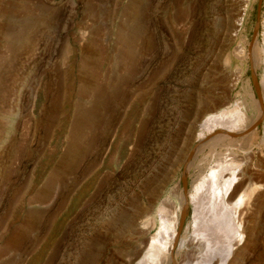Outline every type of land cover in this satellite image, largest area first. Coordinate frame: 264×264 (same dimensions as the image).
Instances as JSON below:
<instances>
[{
	"label": "rangeland",
	"instance_id": "rangeland-1",
	"mask_svg": "<svg viewBox=\"0 0 264 264\" xmlns=\"http://www.w3.org/2000/svg\"><path fill=\"white\" fill-rule=\"evenodd\" d=\"M212 98L264 111V0H0V264H151L160 207L208 245L174 264H264V147L239 153L262 194L243 222L179 200L210 193L187 135Z\"/></svg>",
	"mask_w": 264,
	"mask_h": 264
},
{
	"label": "bare ground",
	"instance_id": "bare-ground-1",
	"mask_svg": "<svg viewBox=\"0 0 264 264\" xmlns=\"http://www.w3.org/2000/svg\"><path fill=\"white\" fill-rule=\"evenodd\" d=\"M237 11H239V10H237ZM240 18H242V17H240ZM235 30H236V28H235ZM239 54H237L236 57ZM240 55H242V53ZM250 56H252V58H253L254 54H251ZM239 58H240V56H239ZM248 58H249V56H248ZM227 61H229V59H227ZM215 99H217V98H214V100ZM226 102L219 101L217 103V102L213 101V98L211 100H209V104L202 107L201 115L199 114V116H200L199 120H198V116H197L196 117V119H197L196 123L191 126V128H190L191 130L189 129V132L187 135L188 141H190L194 136L197 139V141L198 140L201 141V142H199L200 144L198 145V147L196 149L197 154H202L204 152V150H206V149L209 150V153L207 155H205L199 161L198 165L195 166V169H196V173H197L196 181L205 183L207 185L210 193L205 194V192H208V189L205 188L207 191L205 190L204 194L207 196L211 195V197L207 198V196H205L203 194L207 199L202 198L204 196H202L200 191L199 190L196 191V187L195 188L193 187L192 190L188 193V195L185 196V195L181 194V197L179 199L181 203L183 202L184 207L186 205H192V204L195 205L196 201H198L199 199H203L204 201L209 200L208 203L211 200V202H212L211 208H214V209L217 208V209H216V211H214L212 209V211H210V212L212 213L214 211V213H215V212H217V210H219V216H218L219 220L216 219L217 217L216 218L214 217L215 219L213 218V219H211V221L216 222L218 225H219L220 221H222L221 223H223V224L230 223V220L231 221L233 220V219H230L232 211L234 212V214H238L239 218H237V216H236V219H239V221L241 220L243 222V217L245 216L243 206H244L245 202L247 203V201H248L249 204H252L256 199H259V197H261V195H262L261 193L258 194V192H257L258 189L261 187V185L259 187L254 182L253 176L255 174L251 173L249 171V167L242 169L243 161H245L247 159L251 160L250 156H247V158L246 157L244 158L243 156H240L239 153H242V152L246 153L249 150H251L253 147H255V145H257L258 147H261V148L264 147V136L262 138H260L259 134L257 132L252 131V130L256 129L259 122L264 120L263 108L257 102L255 107H254V109L257 112L256 115H254L252 113L248 114L247 112L246 113L240 112L241 110L239 109V106L236 103H234V106H230L228 104L229 106L227 105V107H225L224 109H221L227 104ZM202 103H203V101H202ZM250 111L248 109V112H250ZM250 131H252V132H250ZM73 147H75V146H73ZM73 147L71 148L72 150H73ZM78 149H76V150H78ZM69 151L71 152V150H69ZM259 151H261V150H259ZM77 152L78 151H76V153ZM79 152H80V149H79ZM72 155H73V153H72ZM261 160H262V158H261ZM190 166H192V165H190ZM195 185H196V182H195ZM263 194H264V192H263ZM173 195L177 196V193L174 192ZM260 200H261V198H260ZM211 202H210V204H211ZM223 204H224V206H223ZM196 210H198V209H196ZM174 213H175L174 211L172 212L171 210H167L166 207H160L158 214H157V217L152 216V217H149L146 220L138 223V231L136 233L137 234L136 237L139 239V241H141V243L139 244L140 246H138L137 251L138 250L140 251L141 249L146 248L147 252H149V254H150V251L152 250L153 251L152 257H154V259L151 260L152 261L151 264H174L177 262V260L179 258H181L182 260H186V261L190 260L191 261V260H193V258L196 257V254L198 251L200 253V252H202V250H205V248H206L207 242L205 243V241H203L202 239H197V238H194L193 236H191L188 239H186V237L180 238V237L176 236L177 224L179 222V217L177 215H175L176 213L175 214ZM172 214L174 216H172ZM184 216H185V214H184ZM135 220H136V218H135ZM241 221H240V223H241ZM236 222H237V220H236ZM159 224L162 228L161 230L162 231L164 230V233L166 235V238L163 239V240H165V242H162V241L156 242V234H158V233H156V234H154L155 236L152 237L150 242L147 243L145 238H148V237H146V236L151 231H154L155 228L158 227L157 225H159ZM223 224H221V225H223ZM194 225H196V224H194ZM238 225H241V224H239V222H238ZM198 228H199V226H198ZM224 228L228 230V227L226 228L224 226ZM229 228H231V227H229ZM202 229H203V227H202ZM220 229H222V228H220ZM169 231H172V234L169 233ZM229 232H231V230ZM228 236L230 237L229 234H228ZM146 243H147V245H146ZM254 244L252 243V245H254ZM176 245H177V248H176V254H175V252H173L172 250H173V247H176ZM215 247L218 248V246H215ZM215 251H217V249ZM142 252H143V250H142ZM147 252H146V254H148ZM214 253H216V252H214ZM216 254H218V253H216ZM141 256L143 257L142 254H141ZM137 257H138V255H137ZM234 258L237 262L238 261L242 262V259L244 258L242 255V251L236 252ZM146 261L143 263H142V261H140L139 264H148L149 262H146ZM237 262H235V263H237ZM243 262H244V260H243ZM135 264H137V263H135Z\"/></svg>",
	"mask_w": 264,
	"mask_h": 264
},
{
	"label": "water",
	"instance_id": "water-1",
	"mask_svg": "<svg viewBox=\"0 0 264 264\" xmlns=\"http://www.w3.org/2000/svg\"><path fill=\"white\" fill-rule=\"evenodd\" d=\"M185 192H186V193L188 192V189H187V188H185Z\"/></svg>",
	"mask_w": 264,
	"mask_h": 264
}]
</instances>
